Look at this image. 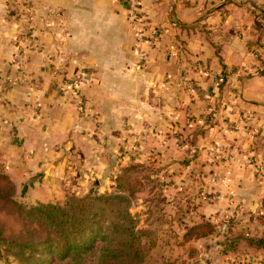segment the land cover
<instances>
[{"label":"crops","instance_id":"obj_1","mask_svg":"<svg viewBox=\"0 0 264 264\" xmlns=\"http://www.w3.org/2000/svg\"><path fill=\"white\" fill-rule=\"evenodd\" d=\"M29 1L28 23L9 13V0H0V150L14 183L41 170L57 184L59 179L83 182L100 169L106 133L111 145L116 143L125 122L124 115L118 117L122 104L136 118L144 115L150 91L166 105L171 90L183 83L199 98L198 105L216 101L218 113L234 126L264 131V0H135L139 27L129 23L119 0ZM56 9L66 13L64 40L54 25L59 18L48 15ZM187 24L197 25L194 34L183 29ZM139 29L147 37L142 43ZM180 38L197 66L188 78L171 65L169 55ZM77 74L82 77L73 86ZM138 89L142 98L137 100ZM136 100L142 112L133 108ZM104 109L113 121L106 130L95 123L97 114V121L106 115Z\"/></svg>","mask_w":264,"mask_h":264},{"label":"rangeland","instance_id":"obj_2","mask_svg":"<svg viewBox=\"0 0 264 264\" xmlns=\"http://www.w3.org/2000/svg\"><path fill=\"white\" fill-rule=\"evenodd\" d=\"M119 1L128 9L129 23L139 27L142 20L131 19L127 0ZM30 4L29 0H9V13L29 23L33 17ZM48 15L53 20L59 18V24L54 21V25L61 32L60 40H64L66 13L56 9ZM182 27L192 35L197 25ZM201 29L208 35L204 26ZM28 30L25 37L30 35ZM156 30L157 25H153L152 31ZM146 39L139 29L137 42ZM179 40L176 51L169 52L174 58L171 65L180 67L182 76L188 78L196 63L183 44L186 41ZM185 64L189 67L181 69ZM136 91L138 100L142 98L141 89ZM193 92L183 83L179 90H171L164 105L150 91L144 115L133 119L128 106L122 104L118 117L124 115L125 122L119 124V136L113 138L116 143L111 145L110 132L106 133V154L100 169L84 176L83 182L75 178L76 183L64 184L65 180L59 179L57 184L46 180L41 170L16 184L5 170L0 150V264L25 263L17 251L8 249V241H25L28 232L38 229L19 206H65L71 196L88 193L124 196V204L113 206L115 215L127 210L136 230L156 232L150 264H162L163 256L179 264H264V131L250 124L234 126L227 116L218 113L220 105L216 101L198 105L199 98ZM137 100L133 108L139 113L142 109ZM99 117L95 116V123L103 130L113 122L107 113L97 121ZM116 125L114 122L112 131ZM130 167L133 170L125 172ZM203 222L212 225L208 232L203 228L202 234L193 231L185 235ZM37 234L44 236L40 230ZM258 238H262V244Z\"/></svg>","mask_w":264,"mask_h":264},{"label":"trees","instance_id":"obj_3","mask_svg":"<svg viewBox=\"0 0 264 264\" xmlns=\"http://www.w3.org/2000/svg\"><path fill=\"white\" fill-rule=\"evenodd\" d=\"M220 78L224 84L226 74L222 72ZM132 170L130 167L125 172ZM125 199L119 194L88 193L71 196L65 206H19L38 229L28 232L25 241L9 240L8 249L17 251L20 260L25 261L22 264H150L157 234L147 229L136 230L127 210L115 215L113 206L124 204ZM203 228L208 232L212 225L200 223L185 235L193 231L202 234ZM39 230L44 233L43 238L38 236ZM258 239L262 244V238ZM162 258V264H179L175 259Z\"/></svg>","mask_w":264,"mask_h":264},{"label":"built area","instance_id":"obj_4","mask_svg":"<svg viewBox=\"0 0 264 264\" xmlns=\"http://www.w3.org/2000/svg\"><path fill=\"white\" fill-rule=\"evenodd\" d=\"M127 2L130 5V13H131V19L133 21H138L140 20V14L137 10L136 2L135 0H127ZM30 37H25L24 39V45L27 46L29 43ZM82 77V74H77L76 77L73 79V86H77L80 79Z\"/></svg>","mask_w":264,"mask_h":264},{"label":"water","instance_id":"obj_5","mask_svg":"<svg viewBox=\"0 0 264 264\" xmlns=\"http://www.w3.org/2000/svg\"><path fill=\"white\" fill-rule=\"evenodd\" d=\"M40 175H41V173L37 174L32 180L37 179Z\"/></svg>","mask_w":264,"mask_h":264}]
</instances>
